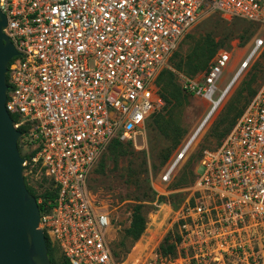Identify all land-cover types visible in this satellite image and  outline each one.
<instances>
[{
	"label": "built area",
	"instance_id": "obj_1",
	"mask_svg": "<svg viewBox=\"0 0 264 264\" xmlns=\"http://www.w3.org/2000/svg\"><path fill=\"white\" fill-rule=\"evenodd\" d=\"M0 10L18 51L7 64L5 107L30 154L23 168L37 166L55 191L38 227L61 264H125L113 253L117 230L90 173L113 139L134 141L163 108L158 76L202 15L264 27V0H0ZM261 47L264 37L216 98L228 51L200 75L183 76L186 92L211 103L204 119ZM199 167L175 220L176 254H157L156 244L141 264H264V79L220 144L203 150Z\"/></svg>",
	"mask_w": 264,
	"mask_h": 264
},
{
	"label": "rangeland",
	"instance_id": "obj_2",
	"mask_svg": "<svg viewBox=\"0 0 264 264\" xmlns=\"http://www.w3.org/2000/svg\"><path fill=\"white\" fill-rule=\"evenodd\" d=\"M258 37H264V27L257 23L243 19L224 21L213 13L202 15L173 53L169 61L170 67L165 68L173 73V80L179 87L180 94L176 104L159 112L170 124L178 126L181 130L178 143L173 146L172 138L160 133L152 115L145 121L126 153L116 160L111 155L105 156L101 162L103 167L100 168L98 163L90 173L89 181L94 189V195L107 205L113 218V225L117 230L116 242L122 238L123 230L129 225L132 207L135 204L141 202L142 210L147 215V225L142 235L133 242L125 240L124 247L120 249V260H124L125 264H141L153 257L152 248L156 244L155 252L159 254L158 245L163 237L169 231L177 230L175 220L190 194L188 187L194 183L201 170L199 160L203 150L215 148L220 144L232 127L220 136L227 127V120L237 111L243 112L264 79V47L263 49L261 47L231 88L227 92L225 89V96L207 122L202 125L211 103L208 99L190 94L182 88L183 76H187L189 72L186 69L178 70L176 67L178 61L184 59L193 46H197L203 38H208L215 46L213 57L220 50L228 51L231 60L217 83L218 88L214 95L216 98ZM201 72L198 71L196 74L200 75ZM223 115H227V120L222 121ZM200 127V131L194 137ZM189 141L190 145L173 168L170 180L163 182L161 176L168 164ZM17 144L20 154L22 156L27 154L24 145L18 140ZM23 174L26 184L34 187L37 192L42 190L40 186L42 175L39 170L25 172L23 169ZM151 210H155L154 214L149 215ZM115 248L118 249V245Z\"/></svg>",
	"mask_w": 264,
	"mask_h": 264
},
{
	"label": "water",
	"instance_id": "obj_3",
	"mask_svg": "<svg viewBox=\"0 0 264 264\" xmlns=\"http://www.w3.org/2000/svg\"><path fill=\"white\" fill-rule=\"evenodd\" d=\"M5 26L0 10V264H51L45 234L38 227L39 206L25 184L20 131L5 107L7 64L18 53L3 32Z\"/></svg>",
	"mask_w": 264,
	"mask_h": 264
},
{
	"label": "trees",
	"instance_id": "obj_4",
	"mask_svg": "<svg viewBox=\"0 0 264 264\" xmlns=\"http://www.w3.org/2000/svg\"><path fill=\"white\" fill-rule=\"evenodd\" d=\"M214 52H215V46L212 44V42L208 38H203L197 46L195 47L193 46L190 53H188L184 59L178 61V64L176 65V67L178 70L186 69L189 72L188 76H194L198 71H204L207 69L209 65L208 63H210L209 61L213 57ZM164 73H166V75H163ZM158 84L160 86V94L164 99L163 108L166 109L167 107L176 104L179 100L180 90L173 80V73L168 69L166 70L164 69L158 76ZM241 112L242 110L237 111L234 115H232L231 119L229 118L228 120L226 119L227 115L222 116V121L225 119L227 120L228 123H227V127L223 130V132H221L220 136H223L225 132L231 126L235 124L236 122L235 120L240 115ZM152 115H153V121L156 124V127L158 128L160 133H162L166 137L172 138L173 140L172 145L175 146L181 137V130L179 129V127L174 124H170L168 119L164 118L163 115L159 111L151 114L150 116ZM12 119L15 120V117L13 115H12ZM130 143L131 142L129 141L121 142L118 139H113L109 143L107 147V151L103 154V156L100 158L98 162L100 163V168L103 167V164L101 162L105 156L111 155L113 159L116 160V158L126 153ZM29 156L30 154L23 155L25 159ZM164 158L166 159L167 156H165ZM37 169L38 167L36 166L33 169V171L34 170L36 171ZM24 179L26 178L24 177ZM44 183L46 185H44ZM40 186L42 187V190L40 192H37L34 187L26 184L28 191L32 195H34L35 198H38L40 196L43 197L44 199L43 203L38 204L39 210L40 212H42L43 209L45 208L46 201L48 199L53 200L55 196V191L52 188H50V183H48V179L44 177L43 175H42V180L40 182ZM33 188L35 189V192ZM142 207L143 205L141 202L135 204L132 207L129 225L123 230L122 238L119 239L118 242L114 241L113 243V253L118 259L121 258L120 249L121 247H124L125 240L128 239L131 242L137 240L142 235V233L144 232L146 228L147 215L145 214V212H143ZM45 238H46V245H47V256H48L50 263L51 264H61L62 259H61V255L59 253L57 246L49 240L46 234H45ZM179 240L180 238H179L177 231H169L163 237L162 241L158 245L159 254L164 255V256L165 255H175L177 252L176 245L179 242ZM116 245H118V249L115 248Z\"/></svg>",
	"mask_w": 264,
	"mask_h": 264
},
{
	"label": "bare ground",
	"instance_id": "obj_5",
	"mask_svg": "<svg viewBox=\"0 0 264 264\" xmlns=\"http://www.w3.org/2000/svg\"><path fill=\"white\" fill-rule=\"evenodd\" d=\"M237 78H238V77H236V78L234 79V81L230 84V86H229L228 88H226V91H225V92H227L228 89L231 88V86L233 85V83L236 81ZM224 96H225V93L223 94L222 97H224ZM221 99H222V98H221ZM220 102H221V100H220ZM214 110H215V109H213V112H214ZM213 112H212V113H213ZM212 113L209 115V117L212 115ZM209 117H207V118L203 121L204 123H203L202 125H204V124L207 122V120L209 119ZM202 125H201V127H203ZM201 127L196 131V133L194 134V137H195V135H197V133L200 131ZM190 141H191V140H190ZM190 141L188 142V144H187V146H186V148H185V151H184L182 157L184 156V154H185L187 148L189 147V145H190Z\"/></svg>",
	"mask_w": 264,
	"mask_h": 264
}]
</instances>
